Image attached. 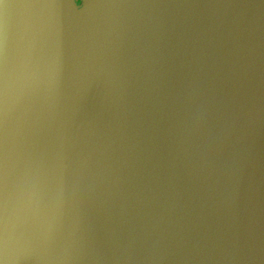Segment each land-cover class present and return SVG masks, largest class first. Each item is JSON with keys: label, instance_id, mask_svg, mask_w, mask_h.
<instances>
[{"label": "water", "instance_id": "obj_1", "mask_svg": "<svg viewBox=\"0 0 264 264\" xmlns=\"http://www.w3.org/2000/svg\"><path fill=\"white\" fill-rule=\"evenodd\" d=\"M7 6L10 68L24 49L29 15L43 13L64 39L58 88L43 107L27 98L12 106L7 151L10 191L29 152L61 167L67 183L79 180L83 224L56 239L58 249L84 257L69 264H264V0ZM221 41L235 62L238 91L232 134L212 159L226 169L221 191L234 182L238 191L233 204L201 221L198 195L209 172L201 146L224 127L209 92L213 43ZM193 82L198 92L189 95ZM202 102L207 122L187 138ZM4 135L0 114V165Z\"/></svg>", "mask_w": 264, "mask_h": 264}, {"label": "clouds", "instance_id": "obj_2", "mask_svg": "<svg viewBox=\"0 0 264 264\" xmlns=\"http://www.w3.org/2000/svg\"><path fill=\"white\" fill-rule=\"evenodd\" d=\"M76 3L84 4L86 0H76ZM4 8L7 11L8 6ZM7 40L4 31L0 36V114L5 125V150L0 165V264H69L84 257L58 249L56 239L65 230L75 235L76 228L83 224L85 214L80 203L79 180L67 183L61 167L49 165L41 153L29 152L22 157L20 174L10 191L7 151V123L12 106L27 98L41 101L43 107L59 86L63 70L62 31L41 12L29 15L24 22V49L18 63L11 68ZM230 55L231 51L225 52L222 41L213 43L215 75L209 89L210 101L217 106V118L224 119V127L206 137L201 146L202 167L209 168L202 187L203 195H198L201 221L209 219L208 213L225 204H233L238 191L236 182L230 190L221 191L220 178L226 169L212 159L213 149L217 156L223 151L235 120V113L230 109L238 91L237 71L235 62L229 60ZM228 82L232 88L225 90ZM197 92V82H193L189 95ZM207 113L205 103L195 105L192 124L185 130L187 138L204 128ZM225 113H229L233 124L228 123ZM238 155L234 150L232 162L227 165L233 176Z\"/></svg>", "mask_w": 264, "mask_h": 264}, {"label": "snow or ice", "instance_id": "obj_3", "mask_svg": "<svg viewBox=\"0 0 264 264\" xmlns=\"http://www.w3.org/2000/svg\"><path fill=\"white\" fill-rule=\"evenodd\" d=\"M7 5V0H0V36L3 33V19H4V6Z\"/></svg>", "mask_w": 264, "mask_h": 264}]
</instances>
